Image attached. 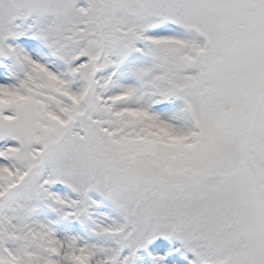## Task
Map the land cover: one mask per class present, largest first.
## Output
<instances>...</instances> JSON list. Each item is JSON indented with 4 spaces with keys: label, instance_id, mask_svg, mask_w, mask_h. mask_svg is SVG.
I'll return each mask as SVG.
<instances>
[{
    "label": "snow or ice",
    "instance_id": "6c2138e0",
    "mask_svg": "<svg viewBox=\"0 0 264 264\" xmlns=\"http://www.w3.org/2000/svg\"><path fill=\"white\" fill-rule=\"evenodd\" d=\"M0 264H264V0H0Z\"/></svg>",
    "mask_w": 264,
    "mask_h": 264
}]
</instances>
